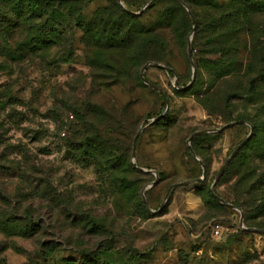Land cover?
Listing matches in <instances>:
<instances>
[{
	"label": "rangeland",
	"instance_id": "obj_1",
	"mask_svg": "<svg viewBox=\"0 0 264 264\" xmlns=\"http://www.w3.org/2000/svg\"><path fill=\"white\" fill-rule=\"evenodd\" d=\"M113 1L139 15L140 22L164 40L158 51L162 61L147 62L173 68L179 75L178 86L174 73L155 66L147 67L144 76L166 93L164 116L169 115V122L146 126L164 110L161 92L139 82L147 62L139 77L132 66L117 75L103 62L98 49H104L105 60L119 68L125 55L110 46L93 48L80 28L73 33L71 54L66 53L67 40L53 45L43 60L36 57L37 52L27 53L22 61L0 52V190L16 196L9 203L0 197V264H95L88 254L82 256L83 247L118 264H264V212L256 208L262 194L247 191L262 158L249 149L236 159L253 133L250 122L239 114L251 107L235 104L229 118L211 97L219 99L227 85H242V76L217 78L211 87L215 71L200 56L211 59L214 55L199 51L205 48L206 32L201 30L197 40L201 45L193 52L201 60L200 82L194 83L188 45L185 50L181 44L188 21L193 25L187 37L193 32L194 39L196 16L202 26L213 10L193 3L195 16L185 3L189 11L183 6L186 14L178 8L172 16L168 10L176 7L173 0H120L123 5L117 0H88L83 13L91 17L114 6ZM216 1L226 4L229 0ZM252 18L260 25L264 43V6ZM65 21H58L64 38L72 30ZM239 39L236 58L246 64L251 58L249 34L245 31ZM9 40L14 46L13 39ZM192 59L195 65L193 55ZM144 126L133 162V140ZM208 129L219 130L190 141L205 165L206 176L182 185L202 177V164L191 153L188 139L194 132ZM86 135L94 136L89 153L66 140ZM240 144L215 186V193L235 207L209 201L205 192L212 191L221 168ZM130 164L139 172L131 171ZM137 165L156 170L158 178ZM110 168L130 179L125 187L112 177ZM198 182H204L203 187H195ZM145 187L148 217L140 216L132 201L133 193L142 197ZM14 199L31 205L37 220L51 222L64 236L24 235L22 222H13L10 216ZM63 201L70 213L64 210ZM75 207L100 220L107 231L93 235L85 221L75 219ZM22 208L20 215L25 214Z\"/></svg>",
	"mask_w": 264,
	"mask_h": 264
},
{
	"label": "trees",
	"instance_id": "obj_2",
	"mask_svg": "<svg viewBox=\"0 0 264 264\" xmlns=\"http://www.w3.org/2000/svg\"><path fill=\"white\" fill-rule=\"evenodd\" d=\"M173 1H175L177 8L174 7L168 10V13L172 16L178 8L184 11V5L179 0ZM183 1L190 6L195 16V10L192 7L193 3L204 5L213 10L202 26L196 16V29L194 39L191 41L192 55L196 65L194 83L200 82L197 76L200 74L199 64L201 60L207 62L206 65L211 64V67L215 71L216 77L212 79L210 83L211 87L216 85L217 78L221 79L231 74L242 76V85H227L223 89L219 99H216L214 96L211 97L218 101L229 118L233 115L231 106L242 103L247 107H251L250 110L239 114L240 117L250 122L253 133L245 142V146L240 150L236 159L249 149L254 150L262 158V164L251 176L252 179L254 177L255 179L247 188V191L261 192L260 195H262L259 197L260 203L256 208L264 212V43L262 42L260 25L252 18L254 13H258L261 7L264 6V0H229L226 4H218L216 0ZM87 2L88 0H0V52L5 53L13 61L25 60L27 53L37 52L39 54H36V57L39 58L41 56L43 60L53 45L59 41L67 40L68 43L65 45L66 53L71 54L74 50L73 33L76 28H80L84 32L85 41L90 43L93 48L98 49L100 46H110V48H116L118 54L123 53L125 55V59L121 60L122 67L119 68L105 60L107 55L103 52L104 49H98V52L103 53V62L111 65V68L119 76L122 73V69L132 66L139 77L140 68L144 63L149 60L162 61L158 55V51L160 47L164 46V40L152 27L143 25L140 22L139 15L130 13L127 9L122 8L113 1L114 6L111 8L104 7L93 16L85 17L83 10L87 6ZM184 12L186 14V11ZM61 18H66L67 21L65 22L72 29L65 38L63 31L58 28V21ZM188 23L187 33L180 32L185 37L181 43L185 50L186 45H188V31H190L193 25L190 21ZM16 30L17 33H15ZM201 30L206 32L203 40L205 48L200 47L198 49L200 52L207 51L212 53L214 56L211 59H204L200 56V60L193 53L201 45L197 41L198 33ZM245 31L249 34L251 43V58L246 64L236 58V54L239 51V35ZM9 39H13L14 46ZM165 67L170 68L169 71L166 70L167 72L176 73L170 66ZM242 68L243 70L241 71ZM238 71H241V73L238 74ZM138 79L142 84V78L139 77ZM225 81L227 82V80ZM214 92L215 90L212 94ZM164 94L168 100L166 93ZM1 97L2 94L0 93ZM10 100L11 97L4 103H8ZM0 104L3 105L2 102ZM169 119V115H166L158 121L160 123H167ZM66 140L72 147L79 146L84 153H89V148L94 147V136L92 135H86L80 140ZM2 154L3 150H0V156ZM129 169L139 172L132 164H130ZM110 171L112 177L119 180L123 187L130 181L126 175L115 171L113 168H110ZM203 184L204 182H198L194 185L195 187H203ZM133 194L132 201L137 213L142 217L150 216V212L140 194L138 192ZM205 194L209 201L212 200L214 203L219 204V199L212 191L207 189ZM0 197L4 202L9 203L7 200H11V198L16 196L15 194L0 190ZM10 204L12 205L9 210L11 219L13 222L18 220L22 222L20 230L24 235H39L41 233L50 237L56 234L60 237L64 236L60 234L59 229L55 231V226L51 222L45 221L44 218L43 220H37L38 216L33 214V207L31 205H24L19 200L15 201V199L14 203L10 202ZM63 204L64 210L70 213L68 203L63 201ZM240 207L243 208L242 205ZM20 208L23 209L25 214H19ZM73 209L75 211V219L85 221V227L93 235H103L107 231L106 225L88 212L80 210L77 207ZM50 210L53 213V208H50ZM51 241L57 245L54 239ZM67 244H69V241ZM58 245L61 248L62 242ZM80 249L82 256L85 257L88 254L89 259L95 264H118L113 259H102L97 252H91L87 247ZM40 251L45 256L49 255V252L43 250V248Z\"/></svg>",
	"mask_w": 264,
	"mask_h": 264
},
{
	"label": "water",
	"instance_id": "obj_3",
	"mask_svg": "<svg viewBox=\"0 0 264 264\" xmlns=\"http://www.w3.org/2000/svg\"><path fill=\"white\" fill-rule=\"evenodd\" d=\"M117 1H118L121 5H123L122 2H121L120 0H117ZM180 2H181V3H182V4L188 9L187 5L185 4V2H184L183 0H180ZM188 11H189V9H188ZM192 36H193V32L190 34V36H189V38H188V54H189V58H190V60H191L192 66H193V79H194V78H195V73H196V68H195V65H194V61H193V59H192V50H191ZM149 66H155V67H158V68H164V69L167 70V71L170 70V68L165 67V66H163V65H161V64H159V63H156V62H147V63L142 67V69H141V73H140V75H141L142 80H143L145 83L154 86L155 88H157V89L161 92V94H162V100H163V103H164V110H163V112H161L159 115H157L156 117H154L150 122H148V124H147L146 126L153 124L154 122L158 121L161 117H163L164 114H165V112L167 111V108H168V100H167L165 94L163 93L162 89H161L160 87H157L156 85L152 84V83H151V82H150V81L144 76V72H145L146 68L149 67ZM178 80H179L178 75L175 73L174 85H175L176 87L178 86ZM181 88H185V87H181ZM241 122H242V120H240V121H235V122H231V123L225 125L222 129H224L225 127H228V126H230V125H232V124H238V123H241ZM146 126L141 127V128L138 130V132H137V134L135 135V137H134V140H133V151H132L133 162H136V159H137V158H136V144H137V139H138L140 133L145 129ZM222 129H221V130H222ZM217 130H219V129H215V130H213V129H212V130H211V129H208V130H201V131L194 132V133L190 136V138L188 139V145L190 146V141H191V139H192L194 136L199 135V134H204V133H209V132L217 131ZM251 130H253V129H252V126H251ZM251 133H252V132H251ZM251 133L249 134V136L251 135ZM241 145H242V144L238 145L237 148H236V149L232 152V154L229 156V158L227 159L226 163H225V164L223 165V167L221 168V170H220V172H219V174H218V176H217L215 182H214L213 185H212V192H213V194H214V195H215V196H216V197H217L222 203L227 204V205L232 206V207H235V206L232 205L231 203L227 202L224 198H222L221 196H219L218 194L215 193V186H216V181L218 180V178L221 176V174H222L223 171L225 170L226 165H227L228 162L233 158V156L237 153V151L239 150V148H240ZM190 151H191V153H192V154H193V155H194V156H195V157L201 162L202 167H203V174H202V177H200V178H197V179H194V180H189V181H184V182H182V183H181L182 185H184V184H189V183H192V182H195V181H199V180H204V178H205V176H206L205 165H204V163L198 158V156L195 154V152H194V150L191 148V146H190ZM137 168H139V169L142 170V171H146V172L153 173V174H155V176L158 178V172H157L156 170H153V169H146V168L140 167L139 165H137ZM155 183H156V181L152 182L151 184L148 185V187H149V186H153ZM176 185H177V184H176ZM176 185H173V186H176ZM146 187H147V186H146ZM146 187L143 189V192H142V198H143L144 203H145L146 206L148 207V203H147V200H146V197H145V193H144Z\"/></svg>",
	"mask_w": 264,
	"mask_h": 264
},
{
	"label": "built area",
	"instance_id": "obj_4",
	"mask_svg": "<svg viewBox=\"0 0 264 264\" xmlns=\"http://www.w3.org/2000/svg\"><path fill=\"white\" fill-rule=\"evenodd\" d=\"M216 232H218V230H216Z\"/></svg>",
	"mask_w": 264,
	"mask_h": 264
}]
</instances>
